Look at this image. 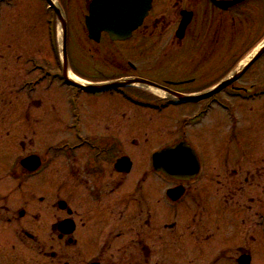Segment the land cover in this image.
Wrapping results in <instances>:
<instances>
[{
  "label": "flooded vegetation",
  "instance_id": "af4514ba",
  "mask_svg": "<svg viewBox=\"0 0 264 264\" xmlns=\"http://www.w3.org/2000/svg\"><path fill=\"white\" fill-rule=\"evenodd\" d=\"M23 1L34 0H0V66L15 64L12 50L34 46L43 27L50 50L49 21L58 50L64 23L67 64L54 57L22 84L29 98L17 123L3 117L17 110L1 107L15 75L0 67V264H192L221 228L224 244L209 264L241 256L253 264L256 249L264 254V148L241 154L240 135L231 134L242 110L264 124V109H255L264 105V0H152L130 37L101 32L98 42L86 25L93 0H55L60 16L35 0L37 22ZM73 46L89 52L88 67ZM113 82L122 86L83 89ZM163 114V123L153 120ZM157 126L171 136L163 145L150 135ZM208 126L212 145L189 132ZM258 126L250 143L257 151ZM40 135L51 143H38ZM176 144L195 155L197 174L155 169L153 156Z\"/></svg>",
  "mask_w": 264,
  "mask_h": 264
},
{
  "label": "rangeland",
  "instance_id": "374dc122",
  "mask_svg": "<svg viewBox=\"0 0 264 264\" xmlns=\"http://www.w3.org/2000/svg\"><path fill=\"white\" fill-rule=\"evenodd\" d=\"M20 4V9L22 8L21 6V3ZM23 4H25V2L23 1ZM29 9H33L34 10V17H33V21L34 22H37V18L36 16L38 15V8L36 6V1L34 0L33 1V4H32V1H28L27 2V5H26ZM32 14V13H31ZM42 26V25H41ZM39 29H40V25H39ZM12 34H6V39L5 40H1V44L5 45L6 46V43L9 42L8 38L11 37ZM15 35V34H13ZM46 33L44 32V27H43V31L42 29L40 30L39 34H36L34 35V41L37 42L36 44H34V46H31L29 49L27 48H16V49H13L12 50V53L14 54V56H17L19 57L18 61H16V63L14 64L12 61H8V64H3L1 65V69H4V67L6 66V68H9L11 71L9 72L7 70L8 73L12 74V75H15L14 76V84L16 87L15 88V92L13 93V95H11L10 97H4L3 98V102L1 101V107L2 108V112H5L6 110H9L12 108H14L15 110H17L16 112H8L6 111L5 113L6 114H3V117L5 118L4 121L6 122H9V123H14V122H19V121H22V112H20L21 114H19V110H24L25 111V108H26V105H27V98L28 97V94H29V90L26 88H24L25 90H21L20 87H22V84L27 82V81H31L33 78H35L36 76L38 75H42V74H45L43 72V70H40V69H36L34 70L33 69V65L30 64V62L26 61L25 59L29 58L30 56H35L33 59L37 62L38 66H44L45 67V64L46 62H51L49 65L50 66H53L54 64L52 63V59L54 60V53L52 54L51 50L48 49L47 47V41H46ZM13 43V42H12ZM11 43V45H12ZM11 50H8L7 51V55H12L11 52H9ZM5 52V51H3ZM71 53H73L74 56H77V57H81V62L86 64V67L89 66V62L87 61V58L91 57V55L89 54V52L87 50H83V51H75L74 50V46L72 47L71 49ZM72 55V56H73ZM99 57H104V51H100ZM136 57H139V55ZM21 58V59H20ZM85 58V59H84ZM88 65V66H87ZM83 70H86L88 71V68H84L82 67ZM33 70L31 73L29 71ZM53 71H55V69H53ZM29 73V74H27ZM9 76V74H8ZM10 78V77H8ZM27 84V83H26ZM47 84V83H46ZM45 84V85H46ZM55 87H57V84H55L53 86V88L49 91V96L48 95H45V100L50 98L53 93L55 91ZM39 92H37L38 94ZM61 93V92H59ZM36 93H35V97L38 96ZM39 98H43V95H40ZM262 104L260 105H257L255 107V109L257 108V116L258 114L261 112V110H263L264 108H262ZM254 107V106H252ZM254 109V110H255ZM12 110V109H11ZM181 111H180V113ZM237 118L241 119V121H243V123H240L238 124V126L234 127V129L236 131H231V134L232 135H240L239 138H238V142H239V148H240V153L241 154H253L257 151V148H258V144L256 145V147H252L250 145V143L252 142V140L254 139V136H255V132L253 129H255V127L258 126V122H254L256 121L255 119V116L254 115H249V117H247L245 115L244 117V112L242 110V112L240 113H237ZM23 118H24V115H23ZM159 118V119H158ZM162 118V119H161ZM220 118V117H219ZM164 119H166V114H163L161 116H156L154 115L153 116V120L155 122H159V123H163L164 122ZM221 124H224V132L226 133L227 132V126L225 125V122L223 121V117H221ZM251 123V124H249ZM165 127L163 128H169L171 126V124H166L165 123ZM212 129L213 127L211 126H208V127H203V128H198V129H195V130H189L190 134L196 137H199V138H202L205 140V137H207V144L209 145H212V142H211V139H212ZM258 135H259V139L261 138L262 135H264V124H261L260 126H258ZM162 130V126H157V127H153L151 132H150V135L152 138H154L155 136L157 138H160L161 140V143L163 145V143H165L166 141H168V138H170L171 136L169 135H163L162 133L160 134ZM61 131H50L51 133V136L54 134L55 137L53 138H57V139H60L61 137L63 138H67L68 136L66 135H62ZM172 132V131H171ZM134 134V132H132V135ZM160 134V135H159ZM220 135V138H221V134L219 133ZM42 135L39 136L38 139H40V141L38 140V143L42 144L43 142L44 143H51L49 141V139H47V136L44 138V140L42 141ZM219 136H217V138L215 139V142L214 144H217L220 148H221V145H222V141L220 140ZM55 140V139H54ZM213 144V145H214ZM263 146H260L261 148L264 147V144H262ZM217 147H215V149H212L211 146L209 147V150L211 151H215L216 149H219ZM42 147V145H41ZM40 147V148H41ZM213 147V148H214ZM210 152V151H209ZM216 152V151H215ZM220 150L217 151V153H219ZM259 152H263V150L261 149ZM264 153V152H263ZM227 233L226 229L225 228H221L219 230V232H217L212 240V242L210 243L209 245V252L207 254V250L203 253V255H200L199 258L195 259L193 261L192 264H209L210 261H211V252L212 250L215 248H217L218 245L222 246L224 244V235ZM244 238V237H241V239ZM257 252V249L255 250V255L253 257V264H264V254H260V253H256ZM221 264H233V263H228V261L226 262H222Z\"/></svg>",
  "mask_w": 264,
  "mask_h": 264
},
{
  "label": "water",
  "instance_id": "95a60500",
  "mask_svg": "<svg viewBox=\"0 0 264 264\" xmlns=\"http://www.w3.org/2000/svg\"><path fill=\"white\" fill-rule=\"evenodd\" d=\"M149 6V0H94L90 6V16L86 20L89 37L98 40L100 30L108 32L111 37H128L141 23ZM184 24L183 26H185ZM64 57L66 56L63 51ZM119 86H122V83L87 87V89L106 90ZM195 163L190 160L189 154L177 152L176 149L166 150L153 158L155 169L170 176L176 173H196L198 167ZM126 164V160L121 162V165Z\"/></svg>",
  "mask_w": 264,
  "mask_h": 264
},
{
  "label": "bare ground",
  "instance_id": "6f19581e",
  "mask_svg": "<svg viewBox=\"0 0 264 264\" xmlns=\"http://www.w3.org/2000/svg\"><path fill=\"white\" fill-rule=\"evenodd\" d=\"M160 97H162V95L159 94Z\"/></svg>",
  "mask_w": 264,
  "mask_h": 264
}]
</instances>
